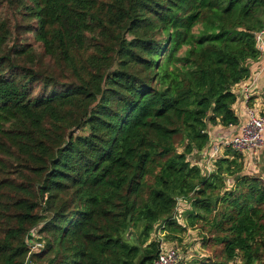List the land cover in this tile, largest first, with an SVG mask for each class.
<instances>
[{"label": "trees", "instance_id": "1", "mask_svg": "<svg viewBox=\"0 0 264 264\" xmlns=\"http://www.w3.org/2000/svg\"><path fill=\"white\" fill-rule=\"evenodd\" d=\"M263 28L264 0H0V264H152L188 228L191 264H264V166L207 165Z\"/></svg>", "mask_w": 264, "mask_h": 264}, {"label": "built area", "instance_id": "2", "mask_svg": "<svg viewBox=\"0 0 264 264\" xmlns=\"http://www.w3.org/2000/svg\"><path fill=\"white\" fill-rule=\"evenodd\" d=\"M264 34V28L256 33V46L257 48H262V36ZM250 78L247 80L249 81ZM243 87V99L246 103L249 102V91L248 84L245 83ZM246 121L240 127L238 133L232 135L223 143L218 145H213L209 151V157L207 159V165L210 168L213 157L220 151L224 146H228L231 149L238 152H249L256 151L264 145V113L258 112L257 109L248 107L246 105ZM41 247V243L35 242L30 246V250L34 251ZM179 255L174 248H163L153 261L152 264H177L179 260ZM29 264V263H27Z\"/></svg>", "mask_w": 264, "mask_h": 264}, {"label": "crops", "instance_id": "3", "mask_svg": "<svg viewBox=\"0 0 264 264\" xmlns=\"http://www.w3.org/2000/svg\"><path fill=\"white\" fill-rule=\"evenodd\" d=\"M262 48H258L260 50V56L255 61H250V80L242 81L236 84L233 87L234 92L237 95V100L235 103V111L238 116V123L235 125H230L227 127L216 125L212 129H210L211 133V145H218L223 143L232 135L239 132L240 127L246 121V105L248 107H252L261 111H264V34L262 36ZM248 84V91L250 94L249 102L246 103L243 99V87L242 85ZM246 160L248 161L249 167L257 168L256 163L259 161L258 166L262 157L264 156V145L257 149L256 151H249L246 153Z\"/></svg>", "mask_w": 264, "mask_h": 264}, {"label": "rangeland", "instance_id": "4", "mask_svg": "<svg viewBox=\"0 0 264 264\" xmlns=\"http://www.w3.org/2000/svg\"><path fill=\"white\" fill-rule=\"evenodd\" d=\"M260 163H262L260 165V168H263L264 158L261 159ZM179 237L182 238L181 241H179L178 239L168 240L167 238H165V231L161 230L160 232L156 231L155 235H153L154 239H159L161 247L176 249L180 257L178 262L184 260L183 263L181 262L182 264H191L193 259H199L201 255L206 254L211 250V248H205L201 246L202 238L198 234L196 229L188 228Z\"/></svg>", "mask_w": 264, "mask_h": 264}, {"label": "water", "instance_id": "5", "mask_svg": "<svg viewBox=\"0 0 264 264\" xmlns=\"http://www.w3.org/2000/svg\"><path fill=\"white\" fill-rule=\"evenodd\" d=\"M28 239H31V235L30 234L28 235Z\"/></svg>", "mask_w": 264, "mask_h": 264}]
</instances>
